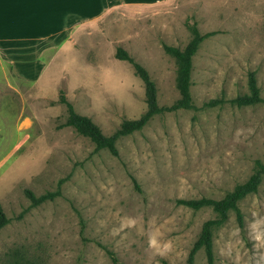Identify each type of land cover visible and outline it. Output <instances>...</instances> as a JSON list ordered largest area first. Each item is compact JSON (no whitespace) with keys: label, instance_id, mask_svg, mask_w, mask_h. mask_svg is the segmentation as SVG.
Instances as JSON below:
<instances>
[{"label":"rangeland","instance_id":"rangeland-1","mask_svg":"<svg viewBox=\"0 0 264 264\" xmlns=\"http://www.w3.org/2000/svg\"><path fill=\"white\" fill-rule=\"evenodd\" d=\"M193 22L201 33L212 32L193 57L197 109L154 115L117 140L118 155L61 126L67 117L61 90L107 135L146 111L144 82L116 57L118 46L148 69L159 104H173L180 97L178 66L164 43L184 48ZM81 34L75 53L58 60L64 73L55 67L59 76L43 75L45 85L19 79L0 59V202L10 218L0 230V264L19 248L29 264H186L203 223L216 214L177 198H221L253 174L257 160L264 162V101H230L250 93V72L264 98V0L128 6ZM214 98L225 101L204 104ZM59 183V196L30 206L26 188L40 195ZM239 204L245 226L231 211L215 228L214 264H264V178ZM195 264H208L204 249Z\"/></svg>","mask_w":264,"mask_h":264},{"label":"trees","instance_id":"trees-1","mask_svg":"<svg viewBox=\"0 0 264 264\" xmlns=\"http://www.w3.org/2000/svg\"><path fill=\"white\" fill-rule=\"evenodd\" d=\"M188 27L192 33V38L184 48L164 43L165 51L171 54L177 62V77L176 85L180 91V97L171 105H160L158 101V89L156 81L150 75L148 69L139 61H137L130 52L118 46L116 50V57L121 60L129 61L145 85V97L147 103L146 111L138 118L124 119L121 125L110 135L103 132L102 128L88 115L79 113L73 103L68 99L64 90L60 92V101L66 104L67 117L61 126H72L75 130L84 136L89 137L96 146V149H109L113 154L118 155L117 140L136 130L142 129L150 119L163 112L175 111L178 109H197L194 103L192 86V69L193 57L200 47L201 42L212 32L201 33L196 22L188 23ZM248 84L250 93L238 95L232 99L231 102L239 106L254 104L264 101L261 95L257 78L254 72L249 73ZM223 98H214L206 101L205 105H215L223 103ZM264 178V162L256 161V168L253 174L244 182L237 184L231 191L227 192L221 198H213L208 196H201L198 198H177V203L184 204L194 209H200L205 206H210L215 212V217L207 219L202 226L201 233L195 243L193 244L186 264H195V257L200 249H204L208 264L215 263L214 254V230L216 227L222 225L229 218L231 211L236 213V217L240 227L245 226L244 214L239 202L248 194L256 192ZM135 180L136 188L141 192L142 189ZM60 183L56 190L47 191L37 195L30 188L25 189V194L30 200V206H38L41 203L53 200L61 194ZM10 222L2 203L0 202V230ZM112 256L113 253L108 251ZM30 260L26 258V252L22 249H17L8 252V256L2 260L1 264H29Z\"/></svg>","mask_w":264,"mask_h":264},{"label":"crops","instance_id":"crops-1","mask_svg":"<svg viewBox=\"0 0 264 264\" xmlns=\"http://www.w3.org/2000/svg\"><path fill=\"white\" fill-rule=\"evenodd\" d=\"M163 0H0V59L24 81L45 85L58 62L75 53L82 29L118 8ZM71 57V56H70Z\"/></svg>","mask_w":264,"mask_h":264},{"label":"clouds","instance_id":"clouds-1","mask_svg":"<svg viewBox=\"0 0 264 264\" xmlns=\"http://www.w3.org/2000/svg\"><path fill=\"white\" fill-rule=\"evenodd\" d=\"M258 239H259V237H258ZM149 243H150L151 246L155 247L157 245V240L153 237V238L150 239ZM163 247H164L165 250H170L171 245L169 243H165L163 245ZM161 254H163V253H161Z\"/></svg>","mask_w":264,"mask_h":264},{"label":"snow or ice","instance_id":"snow-or-ice-1","mask_svg":"<svg viewBox=\"0 0 264 264\" xmlns=\"http://www.w3.org/2000/svg\"><path fill=\"white\" fill-rule=\"evenodd\" d=\"M2 7V6H0ZM0 24H2V11H0Z\"/></svg>","mask_w":264,"mask_h":264}]
</instances>
